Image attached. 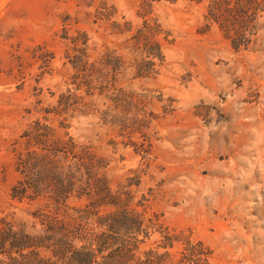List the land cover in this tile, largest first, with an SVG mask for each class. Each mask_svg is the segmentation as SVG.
Listing matches in <instances>:
<instances>
[{
	"label": "rangeland",
	"instance_id": "obj_1",
	"mask_svg": "<svg viewBox=\"0 0 264 264\" xmlns=\"http://www.w3.org/2000/svg\"><path fill=\"white\" fill-rule=\"evenodd\" d=\"M216 2L0 0V218L34 234L54 212L37 137L64 173L63 148L94 155L165 264H264V9L236 48ZM146 23L154 58L136 45ZM26 163L34 201L12 190Z\"/></svg>",
	"mask_w": 264,
	"mask_h": 264
},
{
	"label": "trees",
	"instance_id": "obj_2",
	"mask_svg": "<svg viewBox=\"0 0 264 264\" xmlns=\"http://www.w3.org/2000/svg\"><path fill=\"white\" fill-rule=\"evenodd\" d=\"M233 1L234 7H230L232 0L216 2L218 20L224 18L219 27L236 48H245L257 34L255 21L264 9V0ZM142 27L136 45H140V51L148 49L154 58L156 50L158 54L160 52V45L153 39L147 23ZM141 52L136 75L148 77L154 62L153 59L144 60ZM34 139L44 144L42 164L54 176L53 187L49 190L51 194L47 196L54 212L38 216L42 229L34 234H30L25 225L16 229L15 222L0 218V264H165L154 249L147 247L151 244L148 243L151 232H155L146 226L145 207L142 212L136 211L131 197L123 198L121 193L111 191L100 172L103 166L96 162L94 155L76 152L75 145L63 148V152L70 155L64 173L61 160L51 155L46 142L41 138ZM55 146L59 145L56 143ZM27 165L24 166L26 177L12 189L19 201H34L43 196L41 184L33 180V168ZM73 197L87 200L83 214L74 216L68 213V210L76 213V209L68 205ZM93 227L98 232H94ZM162 258H168V255Z\"/></svg>",
	"mask_w": 264,
	"mask_h": 264
}]
</instances>
